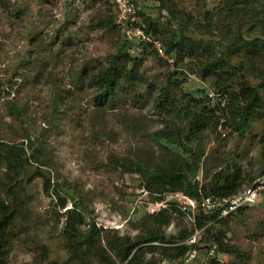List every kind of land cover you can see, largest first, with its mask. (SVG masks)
<instances>
[{
    "label": "rangeland",
    "instance_id": "rangeland-1",
    "mask_svg": "<svg viewBox=\"0 0 264 264\" xmlns=\"http://www.w3.org/2000/svg\"><path fill=\"white\" fill-rule=\"evenodd\" d=\"M133 1L144 16L160 20L165 30L176 28L174 22L168 23L166 11H158V1ZM105 2L0 0V142L23 144L27 157L32 150H45L52 162L43 171L50 180L48 192L43 191V179L27 181L35 172L33 163L15 182L23 188L18 190L19 197L28 202V211L22 228L15 230L7 264H64L67 261L65 221L60 216L72 208L71 195L83 209L88 224L118 226L117 235L130 238L144 229L145 216L150 215L151 207L153 214L163 210L162 205L156 204L158 195L144 188L142 178L125 171L119 164V161L140 160L153 169L177 150L160 149L152 139L154 133L171 125L152 107L155 93L141 90L140 101L125 96L115 110H103L93 105L94 92L86 85L87 75L105 64L123 40V36L98 27L100 15L109 18L116 15L114 7ZM166 2L199 20L202 12L215 11L222 0ZM115 24L119 26L118 19ZM187 36L196 37L195 30L190 29ZM126 40L131 42L130 37ZM138 49L133 46L130 52L137 54ZM159 57L162 61L146 57L140 69L153 85L163 82L167 72L163 61L173 62L163 53ZM191 64L195 72V64ZM185 70L188 80L183 87L187 93L199 97L201 90L207 95L213 92L209 81H202L196 73ZM261 95L264 100V94ZM261 113L260 119L251 121L241 137L218 127L215 133L204 131L199 139L186 144L185 150L192 156H200L193 181L202 185L220 169L233 166L240 168L243 176L253 179L246 181L245 188L264 177L258 144L264 133V107ZM176 123L182 126L179 121ZM263 191L256 204L244 210L240 220L232 219L227 224L229 233L225 244L236 254L224 255L222 264H264ZM55 194L65 197L64 209L58 208ZM184 222L189 225L186 218ZM81 230L85 232L86 227ZM175 234L174 222L165 235ZM154 257L159 259V253ZM164 263L173 264L166 260L158 264ZM188 264L209 262L199 256Z\"/></svg>",
    "mask_w": 264,
    "mask_h": 264
},
{
    "label": "trees",
    "instance_id": "trees-1",
    "mask_svg": "<svg viewBox=\"0 0 264 264\" xmlns=\"http://www.w3.org/2000/svg\"><path fill=\"white\" fill-rule=\"evenodd\" d=\"M105 1L115 9L110 0ZM156 1L158 11H166L168 23L176 24L174 30H165L160 20L144 16L137 7L138 21L132 24L125 22L116 26V9L114 18L98 17L99 29L117 33L123 36V40L116 45L105 64H100L93 69L94 73L87 75L86 85L94 92L92 103L97 109L115 110L125 96L138 102L143 94L141 90L155 93L152 107L171 125L154 133L152 139L160 149L177 150L153 169L140 160L119 161V164L125 171L138 174L144 188L152 194L182 192L198 200L201 197H231L244 188L247 180L251 182L253 179L243 176L240 168L233 166L228 170L220 169L199 185L193 180L200 156H192L189 150H185V145L199 139L204 131L215 133L218 127L241 137L251 121L260 119L258 115L264 107L261 95L264 94V0H222L215 11L202 12L199 20L166 0ZM131 27L140 28L145 36L160 43L164 56L173 60L171 64L168 60L163 61L162 66L167 72L161 84H151L149 78L140 72L146 57L162 60L152 43L136 44V39L128 42L124 38L123 31ZM190 29L195 30L196 37L187 36ZM133 46H138L137 54L130 52ZM191 63L195 64V72ZM185 69L196 73L202 81H209L214 97L208 98L205 90L200 91L199 97L187 93L183 87L188 80ZM177 121L183 127L176 125ZM258 144L264 174V133ZM32 152L27 157L23 144L0 142V171L5 173L3 179L0 175V264H7L15 242V230L22 228L27 220L28 202L19 197L18 190L23 188L15 185L17 178L33 163L36 169L27 181L41 178L44 180L43 191L51 189L49 178L43 175L52 163L48 153L38 149ZM55 195L58 208L64 209L65 197ZM71 202L72 208L60 216L65 221L63 234L69 253L64 264H158L163 260L176 263L188 251L206 253L208 246L212 245L217 246L221 255H235L233 248L225 244L229 233L227 224L244 215L242 209L220 219L218 212L203 214L199 209L195 212V223L187 226L185 215L171 205L166 210L146 215L144 229L130 238L99 229L92 222L88 224L83 209L72 195ZM174 222L176 234L166 236V229ZM83 226H88L85 232L81 230ZM194 230H203L199 243L181 245ZM153 243L160 246L155 247ZM156 252L159 259L154 257ZM208 262L216 264L213 260Z\"/></svg>",
    "mask_w": 264,
    "mask_h": 264
},
{
    "label": "built area",
    "instance_id": "built-area-1",
    "mask_svg": "<svg viewBox=\"0 0 264 264\" xmlns=\"http://www.w3.org/2000/svg\"><path fill=\"white\" fill-rule=\"evenodd\" d=\"M115 4V8L118 14V22L119 24L122 23H135L138 21L136 17L137 9L135 7L133 0H111ZM124 35L126 39L129 37L131 40L136 39L139 42H143L144 40H148L144 35L140 28L131 27L127 30H124ZM261 182L258 184H254L250 189L245 191L239 192L232 197L226 199H213V198H203L198 203L195 200L189 199L182 195H174L172 199L178 200L180 197L182 201H178L181 205L180 209L187 213L188 216H191L197 207L204 214H211V213H220V216L226 217L232 213L237 212L239 209L245 208L247 206L253 205L257 202L259 191L264 187L260 186ZM192 220V219H191ZM201 232H195V234L186 242V244H194L196 239L200 235ZM215 254V248H211L209 251V257H213ZM197 253L195 251L189 252L180 263H188L189 261L196 258ZM216 257L217 254H216Z\"/></svg>",
    "mask_w": 264,
    "mask_h": 264
},
{
    "label": "clouds",
    "instance_id": "clouds-1",
    "mask_svg": "<svg viewBox=\"0 0 264 264\" xmlns=\"http://www.w3.org/2000/svg\"><path fill=\"white\" fill-rule=\"evenodd\" d=\"M111 1V0H110ZM112 2V1H111ZM112 4L115 6V4L112 2ZM134 4H135V2H134ZM136 7V6H135ZM116 9V8H115ZM137 9V8H136ZM118 15V14H117ZM123 34H124V31H123ZM143 35H144V33H143ZM145 36V35H144ZM148 40H144L143 42H139L138 40H136V44H140V43H142V44H144V43H152L153 44V46L156 48V50L158 51V54H159V56H162V50H161V45H160V43H158V42H153L152 40H151V38H149L148 36H145ZM124 38L126 39V37H125V35H124ZM132 41V40H131ZM135 49H138V46H135L134 47ZM208 98H212V97H214V95H213V93L212 92H210L208 95ZM258 182H261V185L260 186H262V187H264V177H262V178H260V179H258V180H256L253 184H251L249 187H247V188H245V189H242V190H240L239 192H242V191H245V190H247V189H250L254 184H258ZM264 189V188H263ZM263 189H261V190H263ZM261 190L259 191V196H258V199L260 198V194L262 193L261 192ZM239 192H237L236 194H238ZM264 192V191H263ZM182 195V196H184V197H187V198H189V199H192V198H190V197H188V196H186L185 194H183L182 192H171V193H166V194H162V195H158V200L156 201L157 203L156 204H158V205H162V209L163 210H166L169 206H171V205H174L183 215H185V218H186V220L188 221V223H189V225H193L194 223H195V212L197 211V210H199L200 208L199 207H197L196 209H195V211L193 212V214H191V216H188V214L187 213H184L181 209H180V204L178 203V201H182V199H181V197L178 199V200H174V199H172V197L174 196V195ZM235 194V195H236ZM233 196V195H232ZM231 196V197H232ZM203 198H213V197H201L199 200L198 199H192V200H195L197 203L201 200V199H203ZM229 198V197H228ZM213 199H226V198H213ZM158 202H160V203H158ZM256 204V203H255ZM148 205H149V203H148ZM254 205V204H253ZM253 205H250V206H247V207H245V208H242V209H247V208H250L251 206H253ZM149 207V206H148ZM242 209H239V210H242ZM238 210V211H239ZM237 211V212H238ZM202 212V211H201ZM237 212H235V213H237ZM149 213L150 214H153L154 212H152V207L150 208V210H149ZM203 213V212H202ZM204 214V213H203ZM232 214H234V213H232ZM231 215V214H230ZM230 215H228V216H230ZM228 216H226V217H223V218H227ZM219 218L221 219L222 217L220 216V213H219ZM192 219V220H191ZM96 225V224H95ZM83 227H86V230H87V228H88V226H83ZM96 227L97 228H99V229H102V230H104V231H106V230H111V231H116V230H119L120 229V227H118V226H109V227H105V226H100V227H98L97 225H96ZM195 232H201L200 233V235L198 236V238L196 239V242L194 243V244H186V242L195 234ZM202 235H203V230H194V232H193V234H191V236H189V238H187L186 240H184L183 242H182V244L181 245H184V246H195V245H197L198 243H199V241L201 240V237H202ZM153 245L154 246H159V244H157V243H153ZM202 247V246H201ZM215 248V254L213 255V257H209V251H210V249L211 248ZM191 251H195L196 253H197V255H196V258L195 259H193V260H191V261H189L188 263H190V262H192V261H196L198 258H199V256H204V258L208 261V260H213V261H215V263L216 264H222V257L224 256V255H221L219 252H218V250H217V246H215V245H212V246H208V248H207V252L206 253H202L201 254V252H198V251H196V250H190V251H188L185 255H184V257L189 253V252H191ZM216 254H217V256L218 257H216ZM183 257V258H184ZM182 258V259H183ZM182 259H180V260H182ZM180 260H178L177 262H176V264H182V263H180ZM188 263H184V264H188ZM165 264V263H164ZM174 264V263H173Z\"/></svg>",
    "mask_w": 264,
    "mask_h": 264
}]
</instances>
